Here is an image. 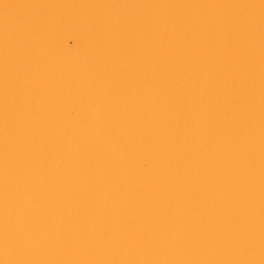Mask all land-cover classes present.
I'll use <instances>...</instances> for the list:
<instances>
[{
	"label": "water",
	"instance_id": "1",
	"mask_svg": "<svg viewBox=\"0 0 264 264\" xmlns=\"http://www.w3.org/2000/svg\"><path fill=\"white\" fill-rule=\"evenodd\" d=\"M0 264H264V0H0Z\"/></svg>",
	"mask_w": 264,
	"mask_h": 264
}]
</instances>
